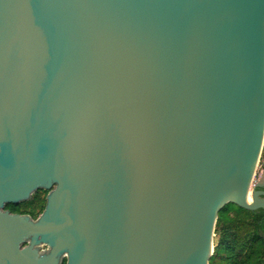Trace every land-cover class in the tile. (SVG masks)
Returning <instances> with one entry per match:
<instances>
[{"label": "water", "instance_id": "obj_1", "mask_svg": "<svg viewBox=\"0 0 264 264\" xmlns=\"http://www.w3.org/2000/svg\"><path fill=\"white\" fill-rule=\"evenodd\" d=\"M263 144L264 0H0V264H209Z\"/></svg>", "mask_w": 264, "mask_h": 264}, {"label": "trees", "instance_id": "obj_2", "mask_svg": "<svg viewBox=\"0 0 264 264\" xmlns=\"http://www.w3.org/2000/svg\"><path fill=\"white\" fill-rule=\"evenodd\" d=\"M47 194L37 189L31 199L7 203L5 208L35 218L43 212ZM214 232L219 240L209 264H264V208L250 210L229 202L219 210Z\"/></svg>", "mask_w": 264, "mask_h": 264}, {"label": "rangeland", "instance_id": "obj_3", "mask_svg": "<svg viewBox=\"0 0 264 264\" xmlns=\"http://www.w3.org/2000/svg\"><path fill=\"white\" fill-rule=\"evenodd\" d=\"M263 164H264V149L262 148L260 156H259V160H258V163L256 166L255 174H254V177L252 180V186H251L252 188L258 182H261V183L264 182V165ZM33 194H34V192L32 193V195L30 196L29 199L32 198ZM4 209H6V208L4 207ZM38 217H39V215L36 216L35 218H32V217L31 218L36 220ZM218 240H219V235L214 232L213 244H212L213 245V251H214V247H215L216 243L218 242ZM46 249H47L46 245H43L40 250L45 251Z\"/></svg>", "mask_w": 264, "mask_h": 264}, {"label": "bare ground", "instance_id": "obj_4", "mask_svg": "<svg viewBox=\"0 0 264 264\" xmlns=\"http://www.w3.org/2000/svg\"><path fill=\"white\" fill-rule=\"evenodd\" d=\"M248 201H249V202H252V196H251V194H250V196L248 197Z\"/></svg>", "mask_w": 264, "mask_h": 264}, {"label": "built area", "instance_id": "obj_5", "mask_svg": "<svg viewBox=\"0 0 264 264\" xmlns=\"http://www.w3.org/2000/svg\"><path fill=\"white\" fill-rule=\"evenodd\" d=\"M262 148L264 149V144H263ZM42 246H43V245H42Z\"/></svg>", "mask_w": 264, "mask_h": 264}, {"label": "flooded vegetation", "instance_id": "obj_6", "mask_svg": "<svg viewBox=\"0 0 264 264\" xmlns=\"http://www.w3.org/2000/svg\"><path fill=\"white\" fill-rule=\"evenodd\" d=\"M264 188V187H263Z\"/></svg>", "mask_w": 264, "mask_h": 264}]
</instances>
